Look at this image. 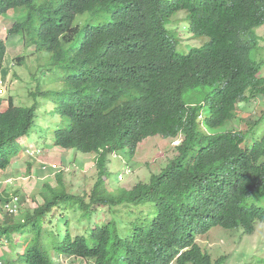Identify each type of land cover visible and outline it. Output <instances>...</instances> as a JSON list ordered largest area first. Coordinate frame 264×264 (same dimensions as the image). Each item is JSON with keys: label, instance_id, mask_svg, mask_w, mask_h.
Returning a JSON list of instances; mask_svg holds the SVG:
<instances>
[{"label": "trees", "instance_id": "16d2710c", "mask_svg": "<svg viewBox=\"0 0 264 264\" xmlns=\"http://www.w3.org/2000/svg\"><path fill=\"white\" fill-rule=\"evenodd\" d=\"M38 1L0 0V10H28L13 35H22L34 54L47 52L58 69L75 70L56 78L71 89L55 102L61 127L52 142L61 149L94 154L98 174L90 194L53 192L20 220L9 215L0 220V238L27 234L19 262L58 264L53 257L66 255L95 264H214L198 244L199 237L219 227L253 235L264 223V208L248 207L254 192L264 186V134L243 150L251 129L208 135L206 128L220 130L240 117V104L264 96V63L253 58V49H259L254 32L264 25V0H63L64 7L59 4L54 16ZM181 12L188 15L196 37L209 39L188 55L177 52L181 40L167 29ZM39 14L43 16L34 18ZM98 14L109 16L110 24L90 22ZM86 15L85 24L90 23L76 27L77 18ZM6 50L1 43L0 65ZM12 62L22 66L26 57ZM38 108L11 106L0 114V170L10 165L14 144L21 154L19 145ZM263 114H255L253 124L263 123ZM155 137L174 142L181 138L177 156L148 182L108 193L107 157L127 147L134 160L140 146ZM5 201L0 195V204ZM147 204L155 205L153 221L135 222L130 210L124 223L116 217L87 236L74 235L71 220L60 214L79 210L80 226L99 208L119 213L114 209ZM226 261L222 257L216 264Z\"/></svg>", "mask_w": 264, "mask_h": 264}, {"label": "rangeland", "instance_id": "374dc122", "mask_svg": "<svg viewBox=\"0 0 264 264\" xmlns=\"http://www.w3.org/2000/svg\"><path fill=\"white\" fill-rule=\"evenodd\" d=\"M57 2L61 4L62 0H40L38 6L48 4L53 7ZM28 15V11L19 13V17ZM10 16L14 18V13L10 12ZM39 16L42 17L39 14L35 15L34 18ZM11 17H4L7 23L2 22L0 41H4L6 35H8L10 26L13 23ZM90 20L95 25H98L97 23L110 24V17L106 16L105 19H102L101 14L95 15ZM87 21V15L79 17L76 20V27L82 29L90 23L85 24ZM167 29L168 33H176L181 40L177 49L179 54H189L195 49L202 48L205 42H209V39L205 37L198 39L193 37L187 22V14L184 12L175 15ZM254 34L259 39V46L255 49H259L255 51L253 49V58L264 63V57H258L261 48L264 46V26L256 30ZM11 39L12 37L9 40L11 41ZM22 40V35H16L13 38V43L18 44ZM7 45V52L10 54L4 63V68L9 70L5 82L7 96L15 97L17 105L20 107H33L38 104L39 112L30 133V142L35 146L32 148L34 155L27 160V164L12 165L4 174L0 173V190H4L9 197L15 194L20 197L23 201L22 212L34 210L44 205L46 199L53 192L64 191L77 197H83L86 193L90 194L97 184L98 170L94 159L95 155H84L72 150L61 149L55 147L52 142L54 132L61 127V119L54 112L55 102L64 97V91H70L71 89V85L58 82L56 78L62 77L64 74H73L75 70L72 68L58 69L53 65V60L47 52L34 54V49L29 47V43L26 48L21 43L16 46L10 43H7ZM21 56L26 57V63L22 66L13 65L12 59ZM1 83H3V78L0 76ZM47 92L50 93L49 97L44 95ZM36 93L40 94L38 98L32 95ZM238 110L241 115L237 120L224 125L219 128L220 130L207 128L206 132L211 135L226 130L246 131L251 129L241 145L243 150H248L264 134V122L253 125L254 115L260 117L261 112L264 110V96L251 100L250 103L240 104ZM202 115L204 116L205 113L202 112ZM181 142V138L179 141L174 142V140L155 137L146 140L140 146L134 160L130 159L127 147L114 155L108 156L105 165L106 191L119 194L122 190L132 189L139 182H148L152 174L159 173L168 165L171 159L177 156L176 149ZM37 151L39 152L36 153ZM253 206L264 208V186L258 188L248 201V207L252 208ZM1 209L6 212L4 206H0ZM139 209L138 207L129 209L127 206H123L115 208L114 211H121L116 213L110 211L109 208H99L92 218L84 219L83 224L80 226L77 224V219L82 215L79 210L73 212V210L67 209V212H61L60 214H67L72 219V226L76 228L84 227L85 230H88L89 227H102L103 224L114 220L116 217H121L122 219L119 221L124 222L125 219H128L127 214L130 210L133 212L131 216L135 222L141 220L146 223L149 219L151 221L155 219L156 208L154 204H147L139 207ZM76 215L79 216L76 217ZM20 219L18 218V220ZM72 230H75V228L72 227ZM26 237L27 234L24 231L22 234H16L13 238H6L10 244L6 243L9 245L0 248V264H24V259L19 262L18 248L19 242H23L20 244L19 251L22 254ZM198 244L212 256L214 264L222 257H227L224 264H264L263 223L257 225L256 232L253 235H246L242 229L225 230L220 227L215 228L208 235L199 237ZM57 263L91 264L71 257H62L57 260Z\"/></svg>", "mask_w": 264, "mask_h": 264}, {"label": "clouds", "instance_id": "9594fccd", "mask_svg": "<svg viewBox=\"0 0 264 264\" xmlns=\"http://www.w3.org/2000/svg\"><path fill=\"white\" fill-rule=\"evenodd\" d=\"M168 2H174L175 0H167ZM198 1V0H197ZM60 3L59 2H57L53 7L51 6V5H43V6H49L50 7V9H51V12H52V16H54V14H53V12H54V10H55V8L56 7H58V5H59ZM37 5H38V2H37ZM62 5H63V7H64V5H65V2L62 0ZM43 6H39V7H43ZM52 8L54 9L53 11H52ZM21 11H28V10H15V8H9V9H6L4 12H3V10H0V28H1V26H2V22L3 21H5L4 20V17H11L10 16V12H13L14 13V18H12V25L10 26V29H9V31H8V35H6V38H5V40L4 41H0V44L1 43H4V45L6 46V49L8 48V45H7V43H10V44H13L14 46H16V45H18V44H22L25 48H26V44H24V42H23V40L22 41H20L18 44H15V43H13V38L16 36V35H13V34H15V33H12L14 30H16V28H15V26H16V24L20 21V20H22L23 18H25V17H19V13L21 12ZM29 12V11H28ZM182 13V12H181ZM185 13V12H184ZM40 15H42V14H40ZM43 16V15H42ZM27 17V16H26ZM79 18V17H78ZM77 18V19H78ZM187 18H188V15H187ZM6 22V21H5ZM7 23V22H6ZM264 26V25H263ZM168 27V26H167ZM261 28V27H260ZM259 29V28H258ZM258 29H256V30H258ZM5 30H8V29H5ZM255 30V31H256ZM191 31V30H190ZM191 34L193 35L194 34V36L195 35H197L196 33H192L191 32ZM193 36V37H194ZM12 37V39H11V41L9 40L10 38ZM195 38H199V37H196L195 36ZM203 38V37H202ZM250 39V37L249 36H246V38H245V41H248ZM259 46V45H258ZM257 46V47H258ZM25 48H24V50H25ZM196 50V49H195ZM7 51V50H6ZM190 54V53H189ZM8 55H10V54H8V52H7V56ZM183 55V54H182ZM186 55H188V54H186ZM7 56H6V59H7ZM6 59L4 60V62H3V64L2 65H0V76L3 78V83H1L0 84V87H2V88H0V114H3V113H5L6 111H7V109L9 108V107H13V108H15V107H20V106H18L17 105V101H16V99H15V97H13V96H10V97H8L7 95H8V92H7V90L5 89V82H6V77L9 75V70L7 69V68H4V63H5V61H6ZM13 65H15V63L13 62ZM49 94V96H50V93H48ZM49 96H47V97H49ZM21 108H27V107H21ZM38 112H39V108H38V110L36 111V114H35V121H36V119H37V115H38ZM205 116V115H204ZM204 120V117H203V115H202V121ZM35 121H34V123H35ZM34 123H33V125L32 126H29V131H28V133L25 135V138L22 140V142L20 143V147H21V154L19 155V153H18V151H17V148H18V146L16 145V144H14L15 146H16V149H15V151H14V153L12 154V161H11V163H10V165L5 169V170H0V173H2V174H4L5 173V171L10 167V166H12V165H19V164H21V163H24V164H27V160L29 159V158H31L33 155H34V152L32 151V148H34L35 146L33 145V143L32 142H30V139H31V131H32V128H33V126H34ZM253 125H255V124H253ZM207 129V128H206ZM207 131V130H206ZM242 131V130H241ZM249 131V130H248ZM65 150H67V149H65ZM68 151H70V150H68ZM72 151H74V150H72ZM71 151V152H72ZM39 151H37L36 153H38ZM76 152V151H75ZM74 152V153H75ZM23 155V156H22ZM92 155V154H91ZM54 167H57V166H54ZM0 195H2L5 199H6V201L5 202H3L2 204H0V206H4L5 208H6V212H4V210H2V216H0V220H1V218H2V220L1 221H3L4 219H5V217H7L6 215H9V216H12V217H15V219H18V218H21V217H19V216H22L23 214H24V212H22V210H23V205H22V203H23V201L21 200V198L19 197V196H16V194L15 195H13V196H11V197H9V196H7L6 195V193H5V191L4 190H0ZM79 197V196H78ZM19 204V205H18ZM5 215V216H4ZM67 215V214H66ZM68 216V215H67ZM68 218L70 219V220H72L69 216H68ZM124 223V222H123ZM57 224L58 225H61L62 224V226L64 225L63 223H61V222H59V221H57ZM78 224V223H77ZM264 224V223H263ZM104 225V224H103ZM73 228H75V230H73V233H74V235H85V236H87V234L91 231V229H93V228H95V227H93V228H90L89 227V229L88 230H85V229H80V228H76V227H74V226H72ZM16 235V234H15ZM14 235V236H15ZM14 236H12V237H6V236H2L1 238H0V248H2V247H5L6 245H9L10 244V242H8L7 241V239H10V238H13ZM7 238V239H6ZM6 240V241H5ZM26 241H27V237H26V239H25ZM6 243H9V244H6ZM23 243V242H22ZM21 242H19V248H18V255L19 256H22V254H24V252H25V243L23 244V253L21 254L19 251H20V244H22ZM5 254V253H4ZM62 257H71V258H76V257H73V256H66V255H58V256H54L53 258H54V260L57 262V260H59V259H61ZM77 259H79V260H83V261H85V262H89V263H91V264H95V262L94 261H92V260H87V259H84V258H77Z\"/></svg>", "mask_w": 264, "mask_h": 264}, {"label": "bare ground", "instance_id": "6f19581e", "mask_svg": "<svg viewBox=\"0 0 264 264\" xmlns=\"http://www.w3.org/2000/svg\"><path fill=\"white\" fill-rule=\"evenodd\" d=\"M217 186H218V185H217ZM217 186H215V187H217ZM221 186H222V185H221ZM221 186H220V187H221ZM217 188H218V187H217Z\"/></svg>", "mask_w": 264, "mask_h": 264}]
</instances>
